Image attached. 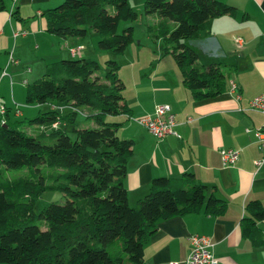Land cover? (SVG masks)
<instances>
[{"label": "trees", "instance_id": "1", "mask_svg": "<svg viewBox=\"0 0 264 264\" xmlns=\"http://www.w3.org/2000/svg\"><path fill=\"white\" fill-rule=\"evenodd\" d=\"M5 1L0 0V12L9 10ZM13 10L15 15L18 10ZM142 12L150 18L147 36L152 42L161 40L163 57H173L192 100L226 91L224 64L202 66L187 41L206 39L212 20L237 17L235 6L221 0H144ZM41 16L48 34L77 40L73 48L94 31L99 50L118 55L133 42L132 24L140 12L130 0H64ZM121 21L129 26L119 31ZM104 64L103 82L90 78L99 69L94 59L80 56L46 65L43 75L27 86L24 104H48L55 110L31 117L30 134L17 128L20 121L11 126L0 120V263L141 264L144 245L159 221L190 213L215 218L226 212L225 202L191 172L152 178L147 195L128 205L123 179L134 142L120 138L119 124L105 118L131 110L117 75L120 65L112 59ZM68 106L72 110L65 115L57 110ZM81 106L91 110L84 117L97 124L94 129L76 123ZM65 123L71 124L73 136ZM19 169L27 173L9 174ZM46 190L60 192L65 202H51L37 213L33 207ZM263 210L258 200L250 201L239 224L253 247L264 245L255 224L264 220Z\"/></svg>", "mask_w": 264, "mask_h": 264}, {"label": "crops", "instance_id": "2", "mask_svg": "<svg viewBox=\"0 0 264 264\" xmlns=\"http://www.w3.org/2000/svg\"><path fill=\"white\" fill-rule=\"evenodd\" d=\"M61 1L16 0L14 9L18 12L15 15L10 7L0 12V106L6 109L4 115L0 114V120H7L11 126L20 118L28 121L43 111L55 110L48 104L26 106L24 92L43 75L46 65L73 58L68 50L77 40L48 34L41 16V12ZM221 1L235 6L239 15L212 20L206 39L187 43L199 54L202 66L211 62L224 64L227 88L219 96L195 101L190 98L189 90L182 87L173 57H163L161 40L154 44L147 36L146 24L150 18L142 9L137 10L142 3L137 0L136 11L140 12V17L132 24L134 40L120 56L121 62L132 67L130 93H123L131 112L112 118L119 124L117 135L134 142L123 179L127 203L133 207L144 198L152 178H174L191 172L198 183L206 185L208 192L226 205L222 217L190 213L159 221L144 245L141 264H185L191 247L188 239L193 234L208 237L216 264H264V245L253 247L242 237L239 227L241 219L247 215V203L258 200L264 209V159L259 168L255 165L256 160L264 157V151L254 136L255 132L264 130V114L250 108V100L264 90V0ZM254 14L260 15L257 23L251 20ZM242 15H246L245 19ZM18 31L25 34L13 36ZM92 35L97 39L95 32ZM235 37L243 40L241 49L235 47ZM86 45L84 37L79 51L82 57H85ZM151 45L156 46V55ZM126 50L131 60L126 58ZM143 52L149 56L148 60L135 75L136 64H132V60ZM110 55L106 52V57ZM10 59L17 62L11 64ZM230 83L237 85L233 93ZM160 104L169 105L171 114L175 115L174 133L156 140L135 119L151 114ZM225 149L239 152L233 166L220 163V152ZM255 224L264 238V220Z\"/></svg>", "mask_w": 264, "mask_h": 264}, {"label": "built area", "instance_id": "3", "mask_svg": "<svg viewBox=\"0 0 264 264\" xmlns=\"http://www.w3.org/2000/svg\"><path fill=\"white\" fill-rule=\"evenodd\" d=\"M15 1L16 0L11 1V11H13ZM24 34L25 32L18 31L14 32L13 36H23ZM233 42L235 47L240 49L243 47V40L240 39V37H235L233 39ZM82 48L83 46H79L77 48L71 47L68 51L69 53H71L73 58H79V51ZM9 62L11 64H15L17 61H13L12 59H10ZM4 73L5 71H3V74ZM230 85V91L232 93L235 92L237 89V85H234L233 83H230ZM250 108L256 110L261 114H264V90L261 95H258L250 100ZM5 111L6 109L0 106V114L4 115ZM188 120L191 119L189 118ZM1 121L3 124L4 121ZM135 121L138 123V125H140V127L147 129L156 140H160L164 136L172 135L174 133L173 125L175 123V115L174 113L171 114V107L169 105L160 104L155 107L154 111L151 114H146V116L141 118L139 117L135 119ZM254 136L256 137L257 143H259L260 145L259 147L264 151V130L262 132H255ZM220 155V163H222L223 166H233L236 163V160H238L239 152L235 150L225 149L220 152ZM263 159L264 157L258 161H255V165L257 166V168L262 165ZM188 241L190 242L191 247L190 251L187 253L188 256L185 260V264H216L215 257L212 253L213 245L208 240V237L193 234L190 235Z\"/></svg>", "mask_w": 264, "mask_h": 264}, {"label": "rangeland", "instance_id": "4", "mask_svg": "<svg viewBox=\"0 0 264 264\" xmlns=\"http://www.w3.org/2000/svg\"><path fill=\"white\" fill-rule=\"evenodd\" d=\"M10 1L11 0H6L5 3L6 5H8V7H10ZM64 0L61 1V3L63 2ZM60 3V4H61ZM133 7H135V10L136 8H138L139 5H137V0H131L130 2ZM59 4V5H60ZM143 0H142V3L139 7V11H141V9L143 8ZM58 5V4H57ZM144 17V15H142ZM258 17H260V15L258 14H254L253 17L251 18L252 22H256L258 21ZM135 22H133L134 24ZM125 25H127L126 27H128L129 25L126 23V22H119L118 26V30L121 31L123 28H126ZM138 27V26H137ZM137 31L140 32V28L138 27ZM91 34H94V31H91L86 37L85 39L87 40V44L86 47L87 49L84 50V54H85V57L87 59H94L97 61V64L99 65V69L90 77L91 80L93 79H97V81H100V82H103L104 79L102 78V76L105 74V70H106V65L104 64V62L106 60H110L112 59V61L114 60L117 64L120 65V68H119V71H118V77H121L122 80L124 81V86H123V93H130V90H129V87H130V84L132 83L133 80H131V77H130V74H131V68L128 66L129 64L127 63H124V62H121L122 61V57L120 56H123L121 54H118V55H114L112 54V52H109L111 55L106 57V52L108 51H102V50H99L98 48V45H97V39H95ZM96 34V33H95ZM139 34V33H138ZM91 37V38H90ZM90 41H89V40ZM189 43V42H188ZM155 44V42H154ZM132 46V45H130ZM94 48V49H93ZM152 50H153V53L154 55H156L157 53V48L155 45H151ZM92 49L94 50V52L92 51ZM129 49V48H128ZM146 50V48H145ZM148 50V49H147ZM125 51V50H124ZM127 51V54L126 55V58L131 60L128 56V50ZM171 56V55H170ZM82 57V56H81ZM148 55L143 52L141 54V56L138 58V56H135L134 60H132V64H136L134 67H133V70H134V74L136 75L137 74V70L139 67H143L147 60H148ZM172 57V56H171ZM77 59V58H76ZM225 69L223 68L222 72L224 73ZM72 108L70 106H68L66 109L61 110L59 109V112L62 114V115H65L67 113H69V111H71ZM91 110L88 109V107L86 106H81V108H79L77 110V114H76V123L78 124L79 128H82V127H88L89 129H94L97 124L94 123L93 121H90L89 119H86V117H84L86 114H91ZM120 116V115H118ZM118 116H113V115H107L105 120L106 122L110 121V122H114V120H112L113 117H118ZM63 128L66 129L68 135L70 134L71 136H73V134L71 133L70 131V127H71V124H62ZM21 128V130H23L25 133L27 134H30V132H28V129H30V127L28 126V121L24 120L23 118H20V122L18 123L17 125V128ZM27 173V170L25 169H19L18 171H9V174L10 175H13V176H20V174H24V173ZM51 202H53L54 204H63L65 202V197L64 195H62L60 192H57V191H52V190H46V192L42 193L36 200V203L33 207V209L35 210V212H39L40 209L42 210L43 207H46L47 205H49ZM44 225H42V229H44Z\"/></svg>", "mask_w": 264, "mask_h": 264}]
</instances>
